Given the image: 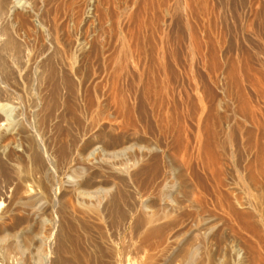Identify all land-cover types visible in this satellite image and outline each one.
<instances>
[{"label": "bare ground", "instance_id": "1", "mask_svg": "<svg viewBox=\"0 0 264 264\" xmlns=\"http://www.w3.org/2000/svg\"><path fill=\"white\" fill-rule=\"evenodd\" d=\"M39 1L43 10L46 2ZM39 1L0 0V264H120L126 253L117 249L121 234L135 242L130 248L139 253L132 260L136 264H217L218 255L226 262L231 253L223 246L224 257L220 249L229 235L237 245L231 246L236 248L231 258L264 264V57L255 61L247 33L264 40V0H227L247 30L243 72L252 93L238 87L237 95L232 88L233 96L214 98L212 86L201 84L205 101L181 92L168 97V90L150 97L157 80L141 77L152 73L153 64L178 80L166 63V54L177 56L171 45L167 49L158 40L157 63L147 59L154 52L150 44L146 50L148 39L146 49L137 47L136 34L132 49H106L116 36L105 42L106 50L95 46V35L71 41L68 33H58L62 18L57 25L55 9L53 15L46 9L49 24L42 23L35 12ZM196 1L181 0L175 13L199 16ZM78 2L76 17L84 23L102 5L101 0ZM137 16H127L135 21L133 29ZM19 31L28 37L35 33L36 45L30 46L34 35L24 44ZM214 55L209 52L208 61L217 59ZM235 68L231 64L222 73L236 85ZM155 105L163 113L156 109L160 116L154 125Z\"/></svg>", "mask_w": 264, "mask_h": 264}, {"label": "rangeland", "instance_id": "2", "mask_svg": "<svg viewBox=\"0 0 264 264\" xmlns=\"http://www.w3.org/2000/svg\"><path fill=\"white\" fill-rule=\"evenodd\" d=\"M39 1V0H38ZM43 1V3H45L44 4V9L42 10V9H40V10H42V11H40L39 10V8H40V1L39 2H37V5H36V8H35V12H37L38 13V15H39V17H40V20H41V17H42V21H40V22H42L43 24H44V22H46V17L44 18L43 17V15H44V13L46 14V9L48 8V9H50L51 10V15H53L55 12L54 11H56V13L54 14V15H58V17H55L54 15H53V17H54V20H55V22H56V24L58 25L59 23L57 22V21H60L59 19H63V21H62V19H61V23L58 25V33L60 32L61 34H62V32H64L63 34L64 35H66V33H68L67 35H66V37L68 38V35H69V38L68 39H70L71 41H73V40H77L76 38H81V37H84V35H85V37L87 36V35H89V36H87V38H89V37H91L92 35L94 36V41H93V43L95 44V46H97L96 44H100L101 45V47H103V49H105L112 41H110V40H113L114 38H115V36H116V39H114L113 40V42L112 43H114V45L113 44H110L106 49H108V50H113V47L115 48L116 47V49H117V47L118 46H120V48H127V49H130L131 47L133 48V47H135V45H136V43H137V38L136 37H138V44H137V47L138 46H143V48L144 49H146L145 48V46H146V44H147V49L146 50H149L150 49V45H151V49H152V51H156L155 49V47H158L157 48V50H159V49H161L160 48V45L158 44L159 43V41L158 40H162V43L160 42V44H161V46H163V47H165V48H169V46L171 47V49H175L174 51L176 52V50H178L177 51V56L175 57L174 56V59H173V56H170L171 54H169V56H167L168 54H166V60H167V62L165 61V59H164V61L170 66V65H172L173 67L172 68H174V70L176 69V74H177V76H178V80H176L175 82L173 81H171V79H170V77L168 76H166V75H163V71H160L161 70V68L158 66V64L156 65V63L155 64H153V65H155L154 67L155 68H157V66H158V68H160L159 69V71H158V68H157V70L155 69V68H152L151 66H149V68L151 67L152 68V73H149L148 71L150 70L149 68V70L147 71V70H145V71H147L146 72V74H145V71L143 72V74H145L144 75V77H141V80H142V82H144V78L145 79H147L149 82H151V83H153L154 82V80L156 81H158V80H160V81H162V82H160V81H156V82H154V83H156V84H151L154 88H152L151 87V91H149V95H150V97H154L155 98V96H156V99H157V97L159 98V97H161V96H163V93L165 94L166 92L165 91H167L168 90V92L165 94V95H168V97L170 96L171 97V95H175L174 97L176 98L177 96H180L181 95V93L183 94V95H181V97H185V95H188V96H191V97H199L200 95H202L200 98H203V100H204V98L205 97H203V95L204 96H207V92H205L206 90H204L203 89V86L201 85V84H203V85H207L208 87H209V85L210 86H212L211 87V90H212V92H213V95L215 96L214 98H217V96L219 97H221V98H225L226 96H233L232 94L233 93H236V95H237V92H238V94L239 93H243V91H244V93L246 92V91H248L247 93H249L251 90L249 89L250 87H248L247 85L248 84H246L247 83V81L245 80V78H244V72H243V51H245L246 50V38H247V33L250 35V39H251V41L253 42V44H254V49L255 50H252L253 52H254V56H255V61L256 60H259V59H261L262 57H264V51H262L261 50V47L262 46H260V45H262V43H260V42H262V41H264V40H259L258 41V38H260L259 36H258V34H256V33H254L253 34V32H247V30L245 29V26H244V23H243V18L241 17L242 15H241V13L239 12L238 13V15L236 16V15H233L232 13H231V11H229L230 9H229V2L227 1V0H197L196 2L198 3L197 4V7H198V9H200L199 11L201 12H198L199 13V16L197 15V17H196V15L195 16H193V18L191 17V18H188V17H186L185 18V16H184V18L183 17H181L182 15H179V13H175V11L176 10H179L180 11V6L178 5V4H182V3H180L181 2V0L180 1H178V0H127V2L125 1V0H101V2H102V5H100V10H97V12H96V16L94 17V18H92V19H90L88 22H86V23H84V21L82 22V20H80V18L79 19H77L78 17H76V12H77V7L75 6L77 3H79L78 1L79 0H77V1H75L74 0V2H73V0H42ZM45 1V2H44ZM55 1V2H54ZM62 1V2H61ZM81 1V0H80ZM110 1V2H109ZM179 3H178V2ZM50 2H52V3H50ZM61 2V3H60ZM66 2H68L67 4H69V2H70V4H72V5H66ZM75 2H77L76 4H75ZM182 2H183V0H182ZM217 2V3H216ZM60 3V4H59ZM218 3H220V4H218ZM61 6H59V5ZM62 4V5H61ZM75 4V5H74ZM105 4V5H104ZM218 4V5H217ZM226 4V5H225ZM50 5V6H49ZM57 5H58V7H57ZM107 5V6H106ZM39 6V7H38ZM48 6V7H47ZM52 6V7H51ZM65 6V7H64ZM67 6L69 7V9H67ZM113 6V7H112ZM178 7V8H175V7ZM228 6V7H227ZM70 7H72L71 9H70ZM171 7V8H170ZM57 8V9H56ZM60 8V9H59ZM104 8V9H103ZM166 8H168L167 10V12L165 11L166 10ZM202 8L204 9L205 8V10H202ZM218 8V9H217ZM55 9V10H54ZM74 9V10H73ZM75 9H76V11H75ZM108 9V10H107ZM174 9H175V11H174ZM38 10V11H37ZM54 10V11H53ZM58 10V11H57ZM65 10H67V12L65 11ZM73 10V11H72ZM103 10H105V11H103ZM108 12H107V11ZM44 11V12H43ZM59 11H61L59 14H58V12ZM75 11V12H74ZM169 11H170V13H169ZM203 11V12H202ZM228 11V12H227ZM43 12V13H42ZM66 12V13H65ZM71 12V13H70ZM99 12H100V15H99ZM174 12V13H173ZM62 13V14H61ZM64 13V14H63ZM98 13V14H97ZM102 13V14H101ZM132 13V15H130ZM129 14V15H128ZM139 15V18H138V16L137 15ZM50 15V16H51ZM61 17H60V16ZM123 15V16H122ZM137 16V18H138V20L135 18V20H137L136 22H138V24L136 23V25H135V27H138L137 25H139L140 23L139 22H141V24L140 25H142V27L139 25V27L138 28H136V32H141V33H136L135 32V27H134V29H133V26H134V24H135V21L133 20H131V19H128L127 18V16L130 18H133V17H136ZM179 15V16H178ZM231 15V17H229ZM64 16V17H63ZM102 16V17H101ZM124 16H126L125 17V19H124ZM38 17V18H39ZM122 17H123V20H122ZM143 17V19H141ZM195 17V18H194ZM234 19H233V18ZM116 18H118V22H116ZM231 18V19H230ZM58 19V20H57ZM110 21V22H112L111 24H112V26H111V24H110V22L108 21V20ZM178 19V20H177ZM233 19V20H232ZM93 20V21H92ZM104 20H106V21H104ZM113 20H114V22L116 23H114L113 22ZM129 20H130V23H129ZM140 20H143V21H140ZM163 20V21H162ZM172 20V21H171ZM81 21V22H80ZM120 21H123V22H120ZM131 21H132V23H131ZM146 21V22H145ZM162 21V22H161ZM234 21V22H233ZM48 22V24H49V21H47ZM47 22L45 23L46 25H47ZM124 22H126L125 24H128V25H125L124 24V26H123V23ZM160 22H161V24L163 23L164 25H162V27H161V29H163V27H164V31L163 30H160V32L161 33H163V35L159 32V26H161V24H160ZM233 22V23H232ZM236 22H238V23H236ZM108 23L110 24V25H108ZM113 23H114V25H113ZM120 23V26L118 25V24ZM122 23V24H121ZM145 24H148V26L147 25H145ZM234 24V27L232 26ZM61 25V26H60ZM100 25V26H99ZM116 25V27L115 28H113L114 26ZM145 25V27H143ZM241 25V26H240ZM103 26V27H102ZM125 27V26H127L126 28H124L123 29V32L125 33V32H127V34L129 35V36H132V39H127V37H129L128 35H123V33H122V28L121 27ZM132 26V27H131ZM165 26H166V28H165ZM62 27H63V29H62ZM101 27V28H100ZM110 27H112L111 28V31H110ZM118 27V28H117ZM173 27H175V28H173ZM59 28L61 29V30H63V31H59ZM121 28V29H120ZM132 28V29H131ZM140 28V29H139ZM236 28V29H235ZM243 28V29H242ZM99 29H100V31H99ZM107 29V30H106ZM112 29H114V30H119V32H117V31H115V34H112V33H114V31H112ZM126 29V31H124ZM129 29H131V31L130 32H128V30ZM140 30V31H137V30ZM106 30V31H105ZM134 30V31H133ZM107 31H109V32H107ZM178 31V32H177ZM19 32H22V31H19ZM132 32L134 33V34H132ZM247 32V33H246ZM32 33V32H31ZM34 33V32H33ZM59 33V34H60ZM93 33V34H92ZM105 33V34H104ZM107 33V34H106ZM108 33H111V34H109L108 35ZM117 33V34H116ZM122 33V34H121ZM177 33H178V35H177ZM245 33V34H244ZM252 33V34H251ZM17 34H18V36H19V34H20V36H21V33H18L17 32ZM28 34V33H27ZM131 34V35H130ZM136 34V35H135ZM138 34V35H137ZM143 34H145V35H143ZM147 34V35H146ZM162 36H161V35ZM24 35V37H23V39L21 38L22 36ZM29 35V37H30V35L31 34H28ZM34 35V36H33ZM110 35H111V37H110ZM113 35H114V37H113ZM122 37H121V36ZM136 37H135V36ZM175 35V36H174ZM254 35V36H253ZM19 36V38L20 39H22L21 41L22 42H24V44L25 43H28V41H30L31 39H34V40H31L30 42H31V44H30V42H29V44H30V46H33V45H36V43L38 42V39H36L37 37H35L36 35H35V33L34 34H32L31 36H33V38L32 37H28V36H26L25 34H23V32H22V36L20 37ZM92 36V37H93ZM103 36V37H102ZM117 36H118V38H117ZM125 36V37H124ZM127 36V37H126ZM145 36V37H144ZM161 36V38H159ZM163 36L165 37V38H163ZM172 36V37H171ZM178 38H177V37ZM191 36H193V37H191ZM195 36L197 37V40L199 39V41H201V43L199 42V41H197V40H195L194 38H195ZM257 36V37H256ZM25 37H27V39L25 38ZM98 37V40L100 41V42H102V44L97 40V41H95L96 40V38ZM107 37H109V38H111V39H104V38H107ZM113 37V38H112ZM121 37V38H120ZM143 38V40H142V38ZM177 39H176V38ZM254 37H256V39L254 40ZM24 38H25V40L26 41H23L24 40ZM30 40H29V39ZM123 38V39H122ZM134 38H136V40L134 39ZM191 38H193V39H191ZM104 39V40H103ZM117 39H119V40H117ZM124 39H126V41L124 40ZM134 39V40H133ZM147 40L146 41V44H145V40ZM163 39H165L167 42H169V44H167V43H165L166 45H168V46H166L165 44H164V41L165 40H163ZM176 39V40H175ZM244 39V40H243ZM28 40V41H27ZM36 40V41H35ZM106 40V41H105ZM125 41V43L124 44H121V43H123L124 41ZM127 40H129V41H127ZM131 40H133V43L132 42H130ZM139 40H142L143 41V43L141 44V42L142 41H140L139 42ZM193 40V41H192ZM165 41V42H166ZM95 42H98V43H95ZM108 42L109 44H106V43ZM116 42V43H115ZM130 42V45H131V43L133 44V46L131 45H129L128 47H127V44ZM134 42H136L135 44H134ZM149 42V43H148ZM195 42V43H194ZM260 44H259V43ZM105 43V44H104ZM140 43V44H139ZM258 43V44H257ZM104 44V45H103ZM126 44V45H125ZM145 44V45H144ZM148 44H150L149 45V47H148ZM156 44H158V45H156ZM26 45H28V44H26ZM99 45V46H100ZM113 45V46H112ZM116 45V46H115ZM121 45H125V46H121ZM198 45H200V46H198ZM257 47H256V46ZM29 46V45H28ZM202 46V47H201ZM110 47H111V49H110ZM130 47V48H129ZM154 48V50H153V48ZM198 47H200V48H198ZM260 48V51H262V54L261 53H259L260 51H259V48ZM119 48V47H118ZM119 48V49H120ZM131 48V49H132ZM138 48H140V47H138ZM202 48V50H198V49H201ZM105 49V50H106ZM257 49H258V51H257ZM151 51V52H152ZM153 52V53H154ZM179 52V53H178ZM209 52H213L215 55H216V58L219 60H217V59H215V57H214V59L218 62H216V64H214L215 63V61H214V59H212V61H214V62H212L211 61V59H210V57H209V61H208V57H206V56H209ZM256 52V53H255ZM153 53L150 55V56H152V57H150V56H148V58L147 59H152V58H154V59H152V60H156L155 62H157V63H159L158 61H157V59H158V57H155V54L157 53V52H155L154 53V57H153ZM202 53V54H201ZM259 54V55H258ZM200 55H202V57L204 56V58H202ZM214 55V56H215ZM257 56V57H256ZM170 57H172V58H170ZM178 57V58H177ZM175 59H177L176 61H174ZM159 60V59H158ZM173 61V62H172ZM238 61V62H237ZM149 62H150V60H149ZM209 62H211V64H213V65H211ZM219 62H220V65L222 66H220L219 65ZM222 62V63H221ZM152 61H151V65H152ZM236 63H238V64H236ZM176 64V65H175ZM217 64L219 65V67L217 66ZM227 64V65H226ZM231 64H233L234 65V67H236L235 68V73L237 74H235V76H237V77H235L236 79H235V82L238 84H232V82H234V80L233 81H230L228 78L229 77H227V76H225V75H223V73H222V71H223V69L222 68H224L225 69V67L226 66H228L229 67V65H231ZM152 65V66H153ZM192 65V66H191ZM212 66L214 67V69L212 68ZM219 68V70L217 69V67ZM176 67V68H175ZM221 67V68H220ZM194 70H192V69ZM218 71H217V70ZM216 70V71H215ZM221 71V72H220ZM151 72V71H150ZM158 74H157V73ZM163 72V73H162ZM153 73H155V75L153 74ZM162 73V74H161ZM142 74V75H143ZM148 74V75H147ZM152 74V75H151ZM221 75V76H220ZM239 75V76H238ZM149 76H151V77H149ZM154 76V77H153ZM164 76V77H163ZM166 76V77H165ZM225 76V77H224ZM100 77V76H99ZM99 77H98V81L100 80L99 79ZM148 77H149V79H148ZM180 77V78H179ZM152 80H151V79ZM224 78L226 79V80H224ZM243 78V79H242ZM169 81H168V80ZM96 79L94 80L95 82L97 81ZM151 80V81H150ZM192 80V81H191ZM204 80V81H203ZM206 80V81H205ZM220 80V81H219ZM237 80H239V81H237ZM97 81V82H98ZM168 81V82H167ZM200 81V82H199ZM225 81V82H224ZM227 81H230L231 83H229V84H232V85H235V86H232L231 85V87H230V85L227 83ZM245 81V82H244ZM167 82V87H169V89H166L165 87H166V83ZM173 83V85H172V83ZM215 82V83H214ZM169 83V84H168ZM179 83H181V84H179ZM208 83V84H207ZM224 83H226V84H228L229 85V87H228V85H225ZM164 84V85H163ZM174 84H175V86H174ZM163 85V86H162ZM171 85V86H170ZM195 85V86H194ZM226 87H224V86ZM237 86V87H236ZM252 86H254V85H252ZM163 87L165 88V89H163ZM238 87L239 88H241L242 89V91L240 92V89L239 90H237L238 89ZM157 88V89H156ZM158 88H159V90H158ZM172 88H173V90H172ZM194 88V89H193ZM227 88H228V90H227ZM232 88H236V91H234L233 92V89ZM100 89V88H99ZM126 89V88H125ZM171 89V90H170ZM183 91H182V90ZM187 91H186V90ZM198 89V90H197ZM229 89H232V90H229ZM248 89V90H247ZM170 90V91H169ZM226 90V91H225ZM235 90V89H234ZM246 90V91H245ZM161 91V92H160ZM218 91V92H217ZM224 91V92H223ZM228 91V92H227ZM233 93H232V92ZM124 92V91H123ZM127 92V91H126ZM159 92V93H158ZM170 92V93H169ZM181 92V93H180ZM185 92V93H184ZM192 92V93H191ZM201 92V93H200ZM229 92H230V94H229ZM178 93V94H177ZM191 93V94H190ZM218 93V94H217ZM232 93V94H231ZM252 92H250V94H251ZM153 94V95H152ZM171 94V95H170ZM190 94V95H189ZM216 94V95H215ZM195 95V96H194ZM223 95V96H222ZM235 95V94H234ZM226 99V98H225ZM205 101V100H204ZM227 105L228 106H226V109H227V107H230V108H228V109H231V106H230V104L229 103H227ZM156 106V108H154ZM153 108L156 110H159V108H158V106L157 105H155ZM179 107H180V109H179ZM181 110V105H177V110ZM227 109V110H228ZM154 110V111H155ZM155 111V112H152L153 113V117H152V124H154L155 125V118H157V117H159L160 116V114L158 113V111ZM161 110V109H160ZM159 110V111H160ZM177 111V113H179L180 111ZM153 111V110H152ZM163 110H161L160 112L161 113H163L162 112ZM229 112V111H228ZM227 112V114H229ZM154 113H156V114H154ZM158 113V114H157ZM180 114V113H179ZM156 115H158V116H156ZM154 122V123H153ZM160 127V126H159ZM133 135V137H138L140 134H138V133H134V134H132ZM99 138L100 137H97V138H94L97 142H99ZM102 139L100 138V141H101ZM127 235L128 234H126L125 236L123 235V234H121V236L119 235V237H118V242H117V240L115 241V242H117L116 244H117V249L118 250H120V251H122L123 249H125L126 250V253L124 254V257L123 256H121V260H120V264H124L123 263V261H125V263L126 264H136L134 261H132V260H136L137 259V257L139 256V253H137V251L135 250V242L133 241V239H131L132 241H131V244H130V240H128L129 241V243H128V241H126L125 239H130V237H129V235H128V237H127ZM123 236H124V238H123ZM226 237H230V235L229 236H225V240L227 241V243H229V245L228 244H224V243H226L225 242V240H224V242H222V244H221V249H220V253L221 254H224V257H225V253H226V251L229 253H227V255L229 256L230 255V253H231V255L228 257V256H226V259H230L231 258V256H235V254H234V252H235V250H236V248H237V245L236 244H234L235 243V240H233L231 237L230 238H226ZM121 238V239H120ZM123 239V240H122ZM231 239H232V241H234V242H230L231 241ZM125 240V241H124ZM124 241V242H123ZM121 242L123 243V244H121ZM82 243V242H81ZM80 243V244H81ZM124 243H125V245H124ZM132 244H133V248L131 249L130 247H132ZM232 244V245H231ZM236 245V246H234V245ZM82 246H83V244H81ZM227 246V248H226V246ZM225 247V249H226V251L224 250V247ZM236 247V248H232V247ZM121 247V248H120ZM223 247V248H222ZM129 249V250H128ZM232 249V250H231ZM235 249V250H234ZM135 250V251H134ZM221 250H223L224 251V253H222V251ZM230 250H231V252H230ZM233 250H234V252H233ZM219 253V254H220ZM232 253H233V255H232ZM126 255V256H125ZM128 256H130L129 258H128ZM220 256L221 255H218V258L220 259V261L222 260V259H224V261H223V263L221 262V263H219L218 261L217 262H215V263H217V264H224V262H225V258H223L222 256H221V258H220ZM128 258V259H126V258ZM228 257V258H227ZM123 258H125V260L123 259ZM130 258H131V260H130ZM233 258V261H231V262H233V263H231V262H229V259L228 260H226V262L225 263H227V264H239L238 262H237V259L235 258V257H232ZM231 258V259H232ZM236 259V260H235ZM181 261V260H180ZM179 260L178 261H176V263L175 264H177V263H179L180 262ZM130 262H132V263H130ZM134 262V263H133ZM237 262V263H236ZM172 264H174V262L172 263Z\"/></svg>", "mask_w": 264, "mask_h": 264}]
</instances>
